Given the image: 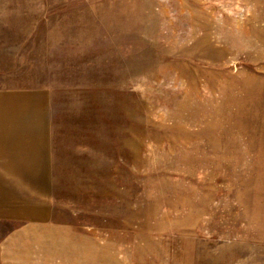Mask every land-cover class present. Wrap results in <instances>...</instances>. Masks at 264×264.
Listing matches in <instances>:
<instances>
[{"label": "rangeland", "instance_id": "1", "mask_svg": "<svg viewBox=\"0 0 264 264\" xmlns=\"http://www.w3.org/2000/svg\"><path fill=\"white\" fill-rule=\"evenodd\" d=\"M52 97V215L0 264H264V0H0V89Z\"/></svg>", "mask_w": 264, "mask_h": 264}, {"label": "crops", "instance_id": "2", "mask_svg": "<svg viewBox=\"0 0 264 264\" xmlns=\"http://www.w3.org/2000/svg\"><path fill=\"white\" fill-rule=\"evenodd\" d=\"M52 97L46 88L0 89V220L28 226L52 215Z\"/></svg>", "mask_w": 264, "mask_h": 264}]
</instances>
